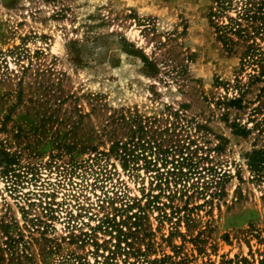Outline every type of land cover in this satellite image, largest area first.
<instances>
[{
  "label": "rangeland",
  "instance_id": "obj_1",
  "mask_svg": "<svg viewBox=\"0 0 264 264\" xmlns=\"http://www.w3.org/2000/svg\"><path fill=\"white\" fill-rule=\"evenodd\" d=\"M220 1L0 0V264H264V0Z\"/></svg>",
  "mask_w": 264,
  "mask_h": 264
},
{
  "label": "trees",
  "instance_id": "obj_2",
  "mask_svg": "<svg viewBox=\"0 0 264 264\" xmlns=\"http://www.w3.org/2000/svg\"><path fill=\"white\" fill-rule=\"evenodd\" d=\"M226 2V0L224 1H220V5L221 8L224 7V3ZM212 16L214 15L213 13L211 14ZM214 28H215V33L217 38L219 39V41H221L224 46H226L229 50L232 49L234 42L233 39L231 37V34L234 33L233 30V23H232V19H230V22L226 23V24H214ZM252 50H257L256 47H252ZM223 98V101H221V103L227 105V106H235V107H240L241 106V102H242V98L241 97H227V96H221ZM133 126H135V124H133ZM144 125H142L141 123H138V125L135 127V130H131L128 137L130 138L129 140H125V141H121V140H116L112 143L111 148H109L113 153H115L116 155H118L121 159H122V168L124 170L129 168V164L130 163H134V159H139L138 155H134V151H136L137 149L140 150H144L145 146L149 144V141H147L146 139L143 138V130H144ZM232 128L235 129L236 132L238 133H246V131L248 132V129L245 128V126H241L238 123H235L233 121L232 123ZM133 138H137V140L135 142H133ZM144 139V140H143ZM143 140V141H142ZM146 144V145H145ZM118 153V154H117ZM145 162V166L146 168H149V165H153L151 164V162L149 160H146V157H143ZM246 161H247V166L250 168V170L253 172V177H257V178H264V149H253L252 151L248 152L246 154ZM98 164V163H97ZM174 170V169H173ZM172 171H167L166 174H172ZM188 173H190V169L188 170ZM160 177L159 179L165 178L162 177V173H159ZM162 177V178H161ZM182 178V176L180 177ZM189 177H187L188 179ZM184 180V179H182ZM175 183H177V181H174ZM162 190V189H160ZM46 195V194H43ZM152 202H158V198L159 195H152ZM133 203V202H132ZM48 206H44L42 207L43 210H47V209H51L50 208V202H48ZM47 212V211H46ZM44 216H48L47 219H52L54 218L53 215H47V213H44ZM66 214H68L67 216L69 217L67 220L68 225L71 227L70 229V234L68 236V238L71 240L70 243L72 244H77L76 242H78L79 244L83 245V243L86 241L88 242V240H90L91 238L88 236L89 233H87L86 231H82L79 230L75 225L71 224L69 221H74L73 220V214L71 212H67ZM44 216L39 217H35L36 221L38 222V224H35L37 226L41 227V231L39 232V234L44 235L45 239L47 241H49L50 239H47L48 237L46 236V234H48L49 232V222H46L45 219H43ZM109 221L108 219H104L103 223H106L107 226L109 225ZM52 229V228H50ZM95 228H92V230H94ZM75 231H77L78 233H75ZM53 244H51L52 247H57L58 245L54 242H52ZM142 255V254H141ZM145 260H141V264H144ZM148 264V263H147Z\"/></svg>",
  "mask_w": 264,
  "mask_h": 264
},
{
  "label": "built area",
  "instance_id": "obj_3",
  "mask_svg": "<svg viewBox=\"0 0 264 264\" xmlns=\"http://www.w3.org/2000/svg\"><path fill=\"white\" fill-rule=\"evenodd\" d=\"M51 194V193H50ZM41 199L42 198H50V197H53V195H49V194H46V195H40ZM51 199L48 200V202H50ZM48 202L44 201L45 205H49ZM46 211V210H45ZM56 212V211H55ZM48 221V220H47Z\"/></svg>",
  "mask_w": 264,
  "mask_h": 264
}]
</instances>
